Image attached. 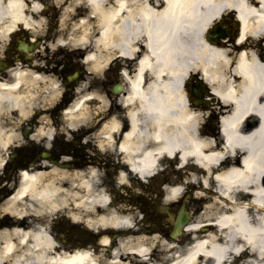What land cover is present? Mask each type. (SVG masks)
Here are the masks:
<instances>
[{"label": "bare ground", "instance_id": "obj_1", "mask_svg": "<svg viewBox=\"0 0 264 264\" xmlns=\"http://www.w3.org/2000/svg\"><path fill=\"white\" fill-rule=\"evenodd\" d=\"M52 5L61 16L58 45L81 54L97 77L120 67L119 84L125 89L115 109L129 122L120 149L128 153L132 169L144 175L155 171L160 158H176L188 187L212 193V203L200 212L198 207L199 214L183 229L190 246L168 248L177 252L171 264H233L235 259L264 264V0H53ZM40 9L36 0H0V38L18 25L43 30ZM231 13L239 19L234 43L212 41L214 21ZM195 71L207 78L218 98L212 112L221 113L223 133L212 130L213 138L196 127L182 95L181 83ZM91 97L96 95L76 97L66 115L87 117L84 105ZM0 100L24 115L16 82L3 85ZM189 157L200 167L187 170L183 165ZM21 178L10 200L30 192L42 205L24 218L23 207H9V220L0 219V264H153L148 256L155 249L141 233L118 239L107 260L89 246L71 250L66 239L61 244L51 237L52 214L81 220L83 207L90 228L98 219L129 226V216L108 209L102 190H93L84 179L68 189L52 183L37 189L38 177L22 173ZM165 193L169 201L182 191L172 180ZM244 197L247 202L240 200Z\"/></svg>", "mask_w": 264, "mask_h": 264}, {"label": "flooded vegetation", "instance_id": "obj_2", "mask_svg": "<svg viewBox=\"0 0 264 264\" xmlns=\"http://www.w3.org/2000/svg\"><path fill=\"white\" fill-rule=\"evenodd\" d=\"M27 36L25 34V40H22L19 32L12 33L2 50L0 48V89L4 81L17 79V92L26 113L18 123L16 140L6 143V148L0 147V208L17 191L23 171L47 180L50 176L71 175L85 169L97 174V181L105 186L111 202H121L126 214H153L157 210L153 183L156 176L141 177L132 173L129 155L120 149L127 120H118L107 104L91 126L80 123L66 127L62 111L75 98L76 88L86 73L80 69L74 79L80 63L65 56L62 49L55 46V28L46 29L34 42L28 41ZM51 80L55 81L59 91L55 101L48 89ZM185 85L192 104L189 108L200 118L197 127L203 136L212 137L216 127L215 116L210 115L213 106L209 105V97L203 101V94L208 95V89L195 79L186 81ZM82 88L99 90L98 78H92ZM108 94L106 91L105 95ZM3 110L0 102L1 114ZM30 199L31 195H27L24 201L30 203ZM131 225L141 230L138 218L133 219ZM129 231L131 229L126 232ZM105 232L112 230L98 229L97 235ZM101 245L94 244L93 248Z\"/></svg>", "mask_w": 264, "mask_h": 264}, {"label": "rangeland", "instance_id": "obj_3", "mask_svg": "<svg viewBox=\"0 0 264 264\" xmlns=\"http://www.w3.org/2000/svg\"><path fill=\"white\" fill-rule=\"evenodd\" d=\"M37 1V3L39 4V6H40V8H43V6H42V4L44 3V1L45 0H36ZM49 3H50V0H49ZM50 7H51V5H50ZM67 48V47H66ZM118 70V69H117ZM109 76H111V78H113L112 79V82L113 81H118V78L116 77V74H112V73H110V74H108ZM104 77H106V75L104 76ZM102 80H104V78L103 77H101V79H100V81H102ZM111 84V83H110ZM100 90V89H99ZM86 94V93H85ZM87 95V94H86ZM113 95V94H112ZM104 96H105V93H104ZM115 96L113 95V98H114ZM107 104V102H106V100L104 99V98H102V100H100L99 102H96V101H93V99H89V100H87L86 101V104L84 105V107L85 108H87V109H85V110H87V111H89V114H90V116L91 115H95V111H97V109H99V108H101V107H103V106H105ZM112 104V103H111ZM114 106V105H113ZM112 107V106H111ZM116 113H121V111H115ZM120 120H121V117L119 116L118 117ZM83 119H85V117H80V118H72V120L73 121H78V122H80V121H82ZM93 120V119H92ZM6 123L8 124V125H13V126H15L14 124H15V116H10V115H7V117H6ZM162 165H163V163H162ZM161 165V166H162ZM167 165H168V169L166 170V172H164V175H162L161 177H159L158 178V180L159 181H165L166 182V184H168L169 183V181H171L172 179H178L179 177H178V174H180V172L179 171H177V170H174V169H169V164L167 163ZM159 167V166H158ZM85 175V174H84ZM84 175L82 174V175H79L78 176V182H77V185H80L81 184V182H82V179H84L86 182H90L91 183V185H92V181L89 179V177L87 176V178H86V175H85V177H84ZM198 177V176H197ZM62 178L63 179H61V181H66V183H67V180L65 179V177L64 176H62ZM199 178V177H198ZM188 180L189 179H186V182L188 183ZM96 181H97V179L95 178V185H97V187H98V184L96 183ZM65 185V184H64ZM211 186H212V184H211ZM73 187V186H72ZM191 190V189H190ZM189 190V191H190ZM201 194H205L206 196H207V198L206 199H201V200H195V198H197V197H199ZM212 193H206V191H202L201 189H199L198 187H195V190H191L190 191V193L187 195V194H184L183 196H181L180 198H179V201L178 202H176V203H174L175 205L173 206V207H169V213L167 212V211H160L161 213L159 214L160 216H159V218H158V220L156 221V225H162L161 226V228L162 227H167V229H162V232H167V230H168V232H170V230L172 229V225H171V221H170V219H169V217H171L172 216V219H174V217H175V212L179 209V207H180V205L182 204V202L184 201V203H186V207H187V209L189 208V205H191V208L192 209H195V211H193V212H191V213H193L192 215H193V218L195 217V216H197L198 214H199V212L202 210V207L205 205V204H207V203H212V198H209V196L211 195ZM84 198H86V196H84ZM194 198V199H193ZM198 199V198H197ZM161 199H159L158 200V204H162L161 203ZM167 203V202H166ZM170 203H171V201H170ZM18 206H24L23 207V212L22 213H20V216H22L23 218L24 217H29L30 216V214H32V213H35V211H34V209L33 208H31V206L30 207H28V206H25V203H18L17 204ZM167 205V204H166ZM119 206V205H118ZM199 207V212H197L196 211V209ZM117 208H121V209H123L124 207L123 206H119V207H114L113 208V210H116ZM125 209V208H124ZM159 210V209H158ZM102 213V210H97V212H95L97 215L99 214V213ZM79 213H81V216H82V219L81 220H83L84 218V214H86V213H89L88 212V209L87 208H85V207H83V209L80 211L79 210ZM94 213V214H95ZM190 213V212H189ZM13 214V211H10V213H9V215L11 216ZM67 214H69V213H67ZM3 215H7L5 212H0V217H2ZM84 215V216H83ZM100 215V214H99ZM10 216L8 217L7 216V219L9 220V218H10ZM52 216H54L53 214H52ZM51 216V217H52ZM31 218V220H32V217H30ZM98 218V217H97ZM202 218H203V215L202 214H200V216L198 217V219H199V222H202ZM29 218H26V220H28ZM60 219H62V218H57V220L56 221H58V223L57 224H59V227L57 226L56 227V229H57V231H58V233H57V236H59V234H62L63 233V226H65V227H67V228H74V226H75V224L74 223H72V222H70L68 219H63V220H61L62 221V223H64L65 225H61V222H59V220ZM55 221V222H56ZM102 221V222H101ZM104 221L103 220H99L98 222H96L97 224H105V222L103 223ZM78 225V224H77ZM153 229H155L156 230V227H152ZM152 233H155V234H157V236H154V235H151L150 233L148 234H146V233H144L146 236H148V239H151L152 240V244L154 245V247L157 249V252H158V254L155 256L154 255V257H151V255H150V257H149V260L151 261V263H153V264H159L162 260H163V258H165V256H168L170 253H171V251H172V249L171 250H168V248H170L171 247V245H173V246H176V248L178 249V250H181L182 249V247H184L185 246V244L188 242H190L191 240L189 239V235H188V237L186 236V237H184V235H182L181 237V240H176V241H178V242H170V241H168V240H166V237H163V236H161V235H159V232H157V231H154V232H152ZM175 243V244H174ZM75 244V242L74 243H71V247H74V246H76V245H74ZM166 248V251H164V249ZM98 255H99V258L100 259H108V257L106 256L107 254H106V252H100V253H98ZM165 255V256H164Z\"/></svg>", "mask_w": 264, "mask_h": 264}, {"label": "water", "instance_id": "obj_4", "mask_svg": "<svg viewBox=\"0 0 264 264\" xmlns=\"http://www.w3.org/2000/svg\"><path fill=\"white\" fill-rule=\"evenodd\" d=\"M187 213L185 212H181L177 221H176V229L179 230V228L181 227L182 223H184L187 220Z\"/></svg>", "mask_w": 264, "mask_h": 264}]
</instances>
